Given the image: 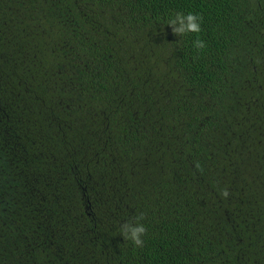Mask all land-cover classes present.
I'll use <instances>...</instances> for the list:
<instances>
[{
  "label": "trees",
  "instance_id": "1",
  "mask_svg": "<svg viewBox=\"0 0 264 264\" xmlns=\"http://www.w3.org/2000/svg\"><path fill=\"white\" fill-rule=\"evenodd\" d=\"M0 264H264V0H0Z\"/></svg>",
  "mask_w": 264,
  "mask_h": 264
},
{
  "label": "clouds",
  "instance_id": "2",
  "mask_svg": "<svg viewBox=\"0 0 264 264\" xmlns=\"http://www.w3.org/2000/svg\"><path fill=\"white\" fill-rule=\"evenodd\" d=\"M201 22V18L195 13H177L174 17L167 20L166 26H170L175 35L182 37L187 34H199L201 32ZM205 46V42L202 39L197 38L192 41V47L195 49H203ZM224 195H228L227 191H225ZM141 219L142 217H136L135 223L132 220H128L121 227L124 239L130 240L136 247L143 245V237L146 233V228Z\"/></svg>",
  "mask_w": 264,
  "mask_h": 264
}]
</instances>
